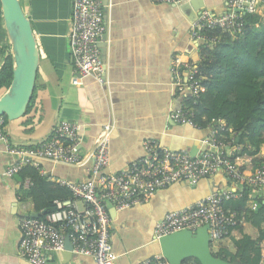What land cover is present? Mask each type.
<instances>
[{"label": "crops", "instance_id": "crops-1", "mask_svg": "<svg viewBox=\"0 0 264 264\" xmlns=\"http://www.w3.org/2000/svg\"><path fill=\"white\" fill-rule=\"evenodd\" d=\"M105 31L98 48L105 65L107 83L100 85L93 77L72 84L74 72L67 36L70 29L71 0H19L31 23L40 51L34 100L25 116L8 122L5 133L12 146L29 148L49 137L61 120L81 125V162L77 165L40 161L39 173L50 188L59 181H83L95 148V139L106 123L113 125L109 143V166L105 173L124 170L131 161L145 155L144 143L154 142L171 150L196 154L206 128L194 129L169 118L182 105L181 97L172 95L171 61L200 59L199 47L191 37L193 24L203 9L218 15L226 11L227 0H182L176 5L153 0H100ZM1 15V13H0ZM256 27L264 24V5L253 14ZM234 39V38H232ZM8 56V42L0 20V67ZM238 149H236L237 151ZM234 149V152H236ZM258 158L264 157V145ZM15 156L0 143V264H30L18 255L19 222L35 208L29 194V179L19 173L7 177L6 167ZM252 158H238L252 171ZM229 186L223 173L202 178L196 185L177 181L157 191L148 202L122 211L109 207L113 219L111 245L114 264H140L159 253L153 229L167 213L191 206L213 191ZM264 225L254 227L243 221L216 247L236 251L234 241L243 236L260 238ZM64 251L53 253L49 264H95L85 255L71 257Z\"/></svg>", "mask_w": 264, "mask_h": 264}, {"label": "built area", "instance_id": "built-area-1", "mask_svg": "<svg viewBox=\"0 0 264 264\" xmlns=\"http://www.w3.org/2000/svg\"><path fill=\"white\" fill-rule=\"evenodd\" d=\"M153 1L176 5L182 0ZM226 5V11L218 15L207 9L200 11L191 31L197 48L214 47L220 41V33L241 34L245 26L244 15L256 13L257 8L264 5V0H227ZM103 19L100 0H71L67 40L77 75L72 81L74 85L84 77H93L100 85L107 83L105 65L98 48L105 31ZM170 70V92L181 97L182 105L171 111L169 118L194 129L206 128L208 134L200 139L201 149L193 155L187 150H171L146 142L144 156L131 161L122 171L105 173L110 163L109 143L113 125L103 124L95 139L88 177L79 182L59 181L60 185L68 188L71 196L54 199V210L43 217L26 216L20 220L18 255L21 258L30 264H49L53 253L63 251L67 235L73 254L89 256L95 264H114L116 256L111 245L113 219L107 203L117 212L142 205L157 191L181 180L196 185L200 179L221 172L229 186L213 191L187 208L167 213L154 225L155 240L181 230L195 232L208 225L210 246L217 247L239 222L244 221L238 220L236 211L225 208V201L240 198L243 187L249 189V209L256 210L258 200L262 198L264 201V166L252 171L241 168L234 156L235 134L223 119H213L203 127L192 117L188 102L195 103L203 79L197 62H182L175 55ZM80 128L81 125L75 121L61 120L51 129L49 137L37 146L22 148L8 143L5 122L0 117V143L16 158L6 167L4 174L13 177L25 165L39 167L40 161L79 164ZM140 264L169 263L161 254H156Z\"/></svg>", "mask_w": 264, "mask_h": 264}, {"label": "trees", "instance_id": "trees-1", "mask_svg": "<svg viewBox=\"0 0 264 264\" xmlns=\"http://www.w3.org/2000/svg\"><path fill=\"white\" fill-rule=\"evenodd\" d=\"M244 19L241 34L232 36L219 32L220 41L214 47L200 50L197 66L203 77L201 90L195 103L189 101L188 105L194 121L203 127L213 119H223L237 139L234 138L233 149L236 151L242 146L239 152H234V156H249L259 167L264 166V157H257L264 145V24L257 28L253 14H245ZM12 70L8 55L0 67V95L10 85ZM33 100L34 91L23 116L28 114ZM2 118L6 125L7 117ZM239 164L242 168L241 162ZM38 169L25 165L18 173L31 182L28 192L35 200L36 210L43 211L40 215L43 217L54 210V199L70 197L71 192L62 185L50 188L47 178L40 175ZM249 199V189L243 187L242 196L225 201L224 206L236 211L239 221L244 219L254 227H261L264 225V201L262 198L258 200V208L251 210L247 207ZM241 223L235 228H239ZM234 245L235 252L218 248L213 255L240 264H264V231L257 240L243 236L234 241ZM183 264L200 263L196 259H186Z\"/></svg>", "mask_w": 264, "mask_h": 264}, {"label": "water", "instance_id": "water-1", "mask_svg": "<svg viewBox=\"0 0 264 264\" xmlns=\"http://www.w3.org/2000/svg\"><path fill=\"white\" fill-rule=\"evenodd\" d=\"M0 12L9 46L8 55L13 65L10 85L0 95V117L6 116L8 122H11L21 118L27 110L35 88L40 51L30 20L19 0H0ZM107 207L112 208V205L107 203ZM31 216L39 217L40 214L34 213ZM207 230L208 225H203L195 232L181 230L162 236L157 240L158 254L169 264H183L186 259H196L200 264H240L213 255ZM71 250L66 235L63 255L71 257Z\"/></svg>", "mask_w": 264, "mask_h": 264}, {"label": "rangeland", "instance_id": "rangeland-1", "mask_svg": "<svg viewBox=\"0 0 264 264\" xmlns=\"http://www.w3.org/2000/svg\"><path fill=\"white\" fill-rule=\"evenodd\" d=\"M0 20H2L1 16H0ZM8 54H9V46H8ZM261 148H263V145H262ZM241 149H242V146H239L237 152H239ZM251 164H252L253 168H257L258 167V165H256L255 162H253V161H252ZM211 249H212L213 252H215L216 251V246L215 247H211Z\"/></svg>", "mask_w": 264, "mask_h": 264}]
</instances>
